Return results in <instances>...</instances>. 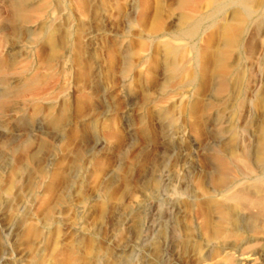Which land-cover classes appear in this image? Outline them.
Wrapping results in <instances>:
<instances>
[{"label": "rangeland", "instance_id": "374dc122", "mask_svg": "<svg viewBox=\"0 0 264 264\" xmlns=\"http://www.w3.org/2000/svg\"><path fill=\"white\" fill-rule=\"evenodd\" d=\"M174 2L29 0L27 24L12 19V0H0V264H225V254L264 264V218L253 234L245 213L231 212L239 234L214 239L200 209L224 151L257 143L264 6L230 52L246 83L229 99L218 77L197 92L193 48L205 47L232 8L205 16L202 4L191 21L197 36L175 41L190 23ZM46 29L54 61L42 44ZM163 42L184 60L174 65ZM219 46L215 36L211 51ZM239 163L228 174L244 186L264 171Z\"/></svg>", "mask_w": 264, "mask_h": 264}, {"label": "bare ground", "instance_id": "6f19581e", "mask_svg": "<svg viewBox=\"0 0 264 264\" xmlns=\"http://www.w3.org/2000/svg\"><path fill=\"white\" fill-rule=\"evenodd\" d=\"M29 0H12L11 3V13L12 19L16 22L29 23L32 20L30 18L29 11L27 10V3ZM176 2V10L181 14V20L184 23H190V26L181 33V35L173 40L177 41H191L198 33V23L193 24L191 21L199 16L201 13L202 4L206 5L205 9L209 10L206 15H210L213 12L219 11L225 12L227 8H232L229 13L227 20H222L221 25L218 27L217 33L205 35V47H195L193 48V62L196 65L197 75V92L201 91L204 86L209 82L211 77H218L220 79V85L218 87L219 91L227 92L229 94V99L236 96L239 97L241 91L245 86L246 73L239 72L234 69L232 65L229 64V57L231 50L240 48L241 46V36L244 33L243 25L249 19L251 20L255 11L264 6V0H174ZM161 0H157V3ZM210 4V5H209ZM160 7L155 8L154 23L150 30L156 35L160 33L161 27L158 23L159 17L161 16ZM180 16V15H179ZM161 19V18H160ZM160 21V20H159ZM249 22V21H248ZM22 24V23H21ZM247 24V23H246ZM245 24V25H246ZM212 24L208 31L215 28ZM215 36L220 42V46L215 50L211 51L212 43L215 41ZM264 37V36H263ZM42 44H44L49 49V59L54 61L58 55L56 41L54 33L52 30H45L41 37ZM262 41V40H261ZM264 45V40L262 42ZM161 47L164 49L169 56L172 57L173 64L181 63L184 60V52L181 49L173 48L169 42H163ZM245 52V51H244ZM76 59H73L75 61ZM259 60V59H258ZM256 63V62H255ZM258 64V63H257ZM178 65V64H177ZM176 65V66H177ZM174 66V67H176ZM261 70L264 71V63L260 65ZM172 67V73L181 75L184 69L180 70L178 67ZM178 68V69H177ZM196 73V72H195ZM172 74V75H174ZM228 76L233 77V81L230 85H227L226 78ZM194 79V78H192ZM263 80V79H262ZM231 82V81H230ZM195 83V82H194ZM259 83V82H258ZM23 85V84H22ZM260 90L255 94L254 105L257 108L264 110V81L261 84ZM217 92V91H216ZM256 92V90H255ZM197 97V96H196ZM235 98V99H236ZM228 99V100H229ZM241 99V98H240ZM189 105V104H188ZM198 104L194 100L189 105L191 114H196ZM187 107V106H186ZM188 110V109H187ZM192 117V115H191ZM254 122V121H253ZM198 123V122H197ZM233 129V128H231ZM256 132L258 134L257 143L255 144V149H249L244 147V149L239 151L236 147H231L224 151V157L219 159V173L210 178V183L212 188L208 194V198L203 205H200V209L204 217V228L209 232L211 238L214 239H228V237L235 236L239 234V231L231 223V212L243 211L245 214L242 218L244 224L243 228L249 232L253 233L262 231L261 221L264 218V171L258 168L256 178L245 186L243 183H237V180L232 178L228 172L230 165L235 162H240L244 170L248 171V163H260L264 166V115L261 121L256 126ZM231 136V135H230ZM230 142H235V137H231ZM249 142V141H248ZM249 143L245 144L248 145ZM234 145V144H233ZM244 145V146H245ZM253 146V145H252ZM254 148V147H253ZM218 164V163H217ZM237 164V163H236ZM238 165V164H237ZM241 167L240 165H238ZM264 168V167H263ZM238 171V170H237ZM246 171V173H247ZM231 172V171H230ZM239 172V171H238ZM244 172V171H243ZM240 173V172H239ZM245 173V174H246ZM232 174V173H231ZM242 174V173H240ZM239 187V188H237ZM210 189V188H209ZM208 193V192H207ZM204 207V208H203ZM209 208V209H208ZM207 209H213L218 214V219L216 222H212L207 215ZM197 210V209H196ZM239 213V212H238ZM241 214V212H240ZM233 218V217H232ZM234 220V218H233ZM203 223V222H202ZM202 226V227H203ZM263 226V225H262ZM246 232V233H247ZM241 233V232H240ZM254 236V235H253ZM235 239V238H234ZM243 249V248H242ZM225 264H235L229 254L224 255Z\"/></svg>", "mask_w": 264, "mask_h": 264}]
</instances>
